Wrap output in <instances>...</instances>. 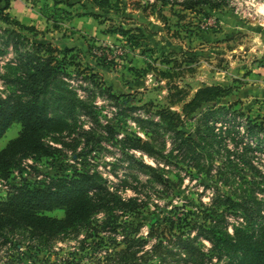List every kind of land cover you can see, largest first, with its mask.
<instances>
[{"label":"rangeland","instance_id":"374dc122","mask_svg":"<svg viewBox=\"0 0 264 264\" xmlns=\"http://www.w3.org/2000/svg\"><path fill=\"white\" fill-rule=\"evenodd\" d=\"M109 1L110 8H100L91 0H10V16L41 31L33 36L20 30L31 42L50 41L59 52L72 48L68 56L80 72L68 66L62 77L80 102L67 128L43 134L48 156H26L9 180H0V198L24 180L50 184L85 170L110 191L141 202L135 222H141L142 235L167 213L190 211L199 222L200 211L209 207L225 210L227 232L245 227L240 216L247 204L264 210V0H212V7L193 9L181 7L185 0ZM119 25L143 35L106 32ZM13 57L11 49L0 56V72ZM173 67L188 98L205 85L231 88L179 127L185 133L199 127L204 136L193 134L203 145L196 158L179 148L157 113L180 111L168 103L167 79L158 74ZM211 106L225 108L209 117L222 142L201 116ZM254 124L259 130L250 132ZM20 130L13 122L0 149ZM138 139L150 143L148 152L138 148ZM44 214L60 218L64 209ZM78 238L70 233L44 246L26 234L14 236L3 246L0 264H64L79 257Z\"/></svg>","mask_w":264,"mask_h":264},{"label":"trees","instance_id":"16d2710c","mask_svg":"<svg viewBox=\"0 0 264 264\" xmlns=\"http://www.w3.org/2000/svg\"><path fill=\"white\" fill-rule=\"evenodd\" d=\"M91 1L100 8L111 6L109 0ZM157 1L166 3V0ZM211 1L185 0L180 5L184 9L212 7ZM9 7L10 0H0V56L9 49L14 54L1 66L0 138L15 121L20 123L21 130L0 149V180H9L12 170L26 156H48L51 147L43 141V134L67 128L66 119L80 102L62 77L68 74V66L80 72L79 64L68 56L72 48L59 52L50 41L31 42L20 30L33 36L41 31L12 18L7 12ZM132 31L143 35L138 28L125 29L121 25L106 32L129 37ZM165 62L170 64L169 60ZM176 67L158 74L167 79L168 103L179 105L180 111L161 108L157 113L167 130L174 131L179 148L196 158L201 155L203 145L193 134L199 139L204 136L200 135L199 127L194 133H185L179 127L203 104L228 95L231 88L205 85L188 98L174 80ZM93 76L88 74L90 78ZM224 109L211 106L201 114L206 127L220 142L223 138L214 131L209 117ZM256 126L250 132L258 131ZM138 143L140 150H150L149 142L138 139ZM245 153L241 154L243 158ZM53 182L24 180L0 198V252L14 236L26 234L32 241L49 246L55 239L71 233L75 238L80 237L76 242L79 257L64 264H264V216L261 215L264 210L259 206L254 209L247 204V213L240 216V220H246L245 227H234L232 233L227 232L224 224L225 210L209 207L200 211L199 222L190 211L167 213L151 223L142 235L141 222H135L141 202L110 191L97 174L76 170ZM55 208L64 209V215L58 218L44 214ZM98 215L101 216L97 218Z\"/></svg>","mask_w":264,"mask_h":264},{"label":"built area","instance_id":"2783aa9c","mask_svg":"<svg viewBox=\"0 0 264 264\" xmlns=\"http://www.w3.org/2000/svg\"><path fill=\"white\" fill-rule=\"evenodd\" d=\"M1 88H3V87H2V81H1Z\"/></svg>","mask_w":264,"mask_h":264}]
</instances>
